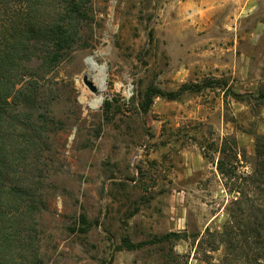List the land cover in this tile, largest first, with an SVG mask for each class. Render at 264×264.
Masks as SVG:
<instances>
[{"label": "rangeland", "instance_id": "1", "mask_svg": "<svg viewBox=\"0 0 264 264\" xmlns=\"http://www.w3.org/2000/svg\"><path fill=\"white\" fill-rule=\"evenodd\" d=\"M85 1L69 54L52 69L39 52L27 62L38 82L24 110L44 127L31 154L39 264H223L232 187L264 133L251 96L264 87V0ZM45 3L48 25L66 0ZM90 58L103 90L84 80ZM148 87L177 97L144 110Z\"/></svg>", "mask_w": 264, "mask_h": 264}, {"label": "trees", "instance_id": "2", "mask_svg": "<svg viewBox=\"0 0 264 264\" xmlns=\"http://www.w3.org/2000/svg\"><path fill=\"white\" fill-rule=\"evenodd\" d=\"M45 7V0H0V264H39L41 260L34 218L39 209L36 199H40L33 172L37 165L31 154L44 127L24 110L26 104L36 100L33 93L38 82L29 74L27 62L39 52L44 68L58 65L71 51L78 25L88 15L85 0H66V5L58 8L45 25ZM153 96L169 100L177 97L173 92L165 95L148 87L144 110L151 105ZM235 96L239 97L236 93ZM251 96L256 104L264 106V87ZM40 118L46 121L42 113ZM255 139V169L251 174L238 176L240 182L232 190L239 196L231 201L228 219L218 234L225 247L223 264H239L243 257L252 264H263L264 133L255 132ZM225 163L224 159L218 160L219 172L237 177ZM125 243L128 249L142 244L128 239Z\"/></svg>", "mask_w": 264, "mask_h": 264}, {"label": "bare ground", "instance_id": "3", "mask_svg": "<svg viewBox=\"0 0 264 264\" xmlns=\"http://www.w3.org/2000/svg\"><path fill=\"white\" fill-rule=\"evenodd\" d=\"M116 1L117 0L111 1L112 6H115ZM89 66H90V69L87 72L88 76L91 77L93 75L95 78V84L98 85V88H100V90H103V87H104L103 68L99 67L93 58L89 59ZM82 100L83 102L88 103L91 107H96L100 105L102 101V95L92 97L88 95V91L86 90L83 93Z\"/></svg>", "mask_w": 264, "mask_h": 264}, {"label": "water", "instance_id": "4", "mask_svg": "<svg viewBox=\"0 0 264 264\" xmlns=\"http://www.w3.org/2000/svg\"><path fill=\"white\" fill-rule=\"evenodd\" d=\"M86 84L91 88L92 91H97V87L88 79V75L84 77Z\"/></svg>", "mask_w": 264, "mask_h": 264}]
</instances>
